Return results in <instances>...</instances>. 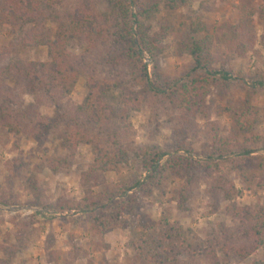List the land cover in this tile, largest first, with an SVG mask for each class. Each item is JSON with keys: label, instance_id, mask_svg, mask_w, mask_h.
<instances>
[{"label": "trees", "instance_id": "1", "mask_svg": "<svg viewBox=\"0 0 264 264\" xmlns=\"http://www.w3.org/2000/svg\"><path fill=\"white\" fill-rule=\"evenodd\" d=\"M63 1L66 0H0V29L17 30L20 46L46 47L49 55L44 62L20 61L12 57L13 46L0 44V125L16 134L30 135L42 141L47 133L59 126L42 116L39 109L49 104L58 107L63 114L60 137L66 144V156L49 159L53 171L70 168L80 144L93 141L95 144L93 163L81 173L82 200L73 208L59 204L57 211L75 209L89 213L92 228L101 235L117 228H128L129 222L123 214L132 215L140 206L139 193L157 190L164 196L165 182L173 175L181 180L176 198L182 205L190 197L199 175L212 177L222 171L218 160L226 155L233 156L226 161L238 172L247 190H251L257 180L264 181V155L255 154L259 149L257 145L264 150V137L255 133L259 109L251 104L250 95L239 106L224 108L230 113L237 137L243 136V140L237 138L235 143L219 140L212 152L206 154L205 160L190 156L193 150L184 142L177 143L173 154L149 146L131 147L121 131L109 130L113 114L107 102L116 90H121L125 106L118 107V112L127 126L130 124L127 122L129 113L151 102H162L169 109L178 111L187 128L198 115L206 118L207 98L212 87H221L234 80L224 68L216 70L211 67L213 50L216 45H237L238 50L245 52V42L252 46L257 40V33L250 26L253 11L241 6L238 24L224 23L212 34L198 17L180 26L171 22L159 37L150 34L145 21H150L161 9L168 14L175 12L185 0H107L111 4L108 15L98 14L84 2L73 14L65 12L64 18L55 12L56 6ZM137 8L138 11L134 12ZM51 18L61 23L56 32L48 24ZM167 31L176 34L178 51L193 59L194 66L185 79L169 82L159 75L149 77L147 66L142 62L144 52L152 57L162 52L159 45ZM115 36L118 39L111 41ZM80 39L86 41L88 51L104 43L105 54L110 55L112 52L108 49L115 47L114 63H132L136 71L135 84L124 86L92 72L86 81L88 95L84 103L64 109L60 101L73 92L81 70L87 69L83 55L77 57L70 51L73 40ZM260 42L264 46V33ZM256 84L264 89V75H259ZM28 94L35 101L25 105L23 96ZM103 136L107 138V144L101 141ZM131 155L141 170L148 173L146 180L134 177L131 181L119 182L115 188L106 187L95 192V188L105 185L104 174L119 172L122 166L129 164ZM210 191L214 196L223 191L228 201L236 192L233 185L227 187L221 181ZM226 212L243 224L240 235L245 239L244 245L221 242L222 236L228 240L234 236L217 233L211 235L203 246L199 243L192 246L180 227L163 219L158 225L146 224L150 233L134 242L141 264H184L182 259L186 254L193 259L199 253L218 264L216 249L230 259L246 258L259 249L264 252V206L245 208L229 204ZM19 248L11 246L9 256L13 257Z\"/></svg>", "mask_w": 264, "mask_h": 264}, {"label": "rangeland", "instance_id": "2", "mask_svg": "<svg viewBox=\"0 0 264 264\" xmlns=\"http://www.w3.org/2000/svg\"><path fill=\"white\" fill-rule=\"evenodd\" d=\"M84 2L98 14L108 15L111 12V4L107 0H66L56 6L55 12L64 18L65 12L73 14ZM241 6L253 11L250 26L255 29L257 40L252 46L245 42V52L238 50L237 45L215 46L211 67L216 70L224 68L234 76V80L223 83L221 87H212L207 98L206 118L198 115L187 128L178 111L169 109L162 102H151L132 110L127 126L118 112V107L125 106L118 89L107 100L113 114L109 130L121 131L122 136L127 138V144L133 148L149 146L173 154L177 143L184 142L193 150L190 156L205 160L206 154L212 152L219 140L234 143L237 138L243 140V136L237 137L230 113L224 108L237 107L250 95L251 104L259 109V124L255 133L264 137V89L256 84L259 75H264V46L260 42L264 33V0H185L175 12L168 14L161 9L145 23L151 35L160 37L164 33L163 28L171 22L180 26L198 17L212 34L224 23L238 24ZM48 24L54 32L61 28L56 18H51ZM167 32L159 45L162 52L155 57L144 52L142 62L147 66L149 77L159 75L169 82L185 79L194 66L193 59L178 51L176 34ZM18 36L19 32L12 28L0 29V44L13 46L14 59L36 62L49 59L46 47L24 48L18 43ZM116 39L118 36L111 41ZM105 49L106 45L102 43L97 49L88 51L85 40H73L70 51L77 57L83 55L87 69L81 70L73 92L60 101L64 109L84 103L88 95L86 81L92 72L121 82L124 86H134L136 71L132 63H114L115 47L108 49L112 52L110 55L105 54ZM238 77L241 79H235ZM23 100L25 105L35 101L30 94L24 95ZM39 112L59 126L47 133L42 141L30 135L16 134L0 125V264L6 261L9 264H141L134 242L150 233L146 224L158 225L163 219L180 227L192 246L197 243L203 246L211 235L217 233L234 236L229 240L222 236L221 242L234 246L245 244L244 237L240 235L243 224L229 216L226 207L229 204L245 208L264 206V181L257 180L253 188L247 190L238 172L226 161L232 155L218 160L222 168L219 174L212 177L199 175L190 197L182 205L176 198L181 180L173 175L165 182L164 196L159 195L157 190L139 193L140 206L132 215L123 214L129 222L128 228H117L101 235L92 228L89 213L75 209L57 211L59 204H68L73 208L82 200L81 173L93 163L95 144L94 141L80 144L73 165L53 171L48 164L49 159L66 156V144L60 137L63 114L58 107L50 104L41 106ZM103 137L101 141L107 144V138ZM257 148L255 154L264 155L259 145ZM179 154L184 155V152ZM147 175L131 155L129 164L122 166L119 172L104 174L105 185L95 188V192L106 187L115 188L119 182L131 181L134 177L146 180ZM220 181L227 187H235L232 200H226L223 191L216 196L210 191ZM13 245L20 248L10 257L8 252ZM215 251L218 264H264L262 249L246 258L231 259L218 249ZM182 262L213 264L202 253L193 259L186 254Z\"/></svg>", "mask_w": 264, "mask_h": 264}]
</instances>
